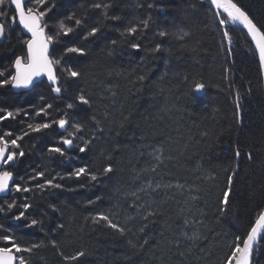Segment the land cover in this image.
<instances>
[{
  "label": "trees",
  "instance_id": "obj_1",
  "mask_svg": "<svg viewBox=\"0 0 264 264\" xmlns=\"http://www.w3.org/2000/svg\"><path fill=\"white\" fill-rule=\"evenodd\" d=\"M53 2L55 7L49 13L53 22L70 12H76L78 17L87 12L91 26L98 16L89 9L93 0ZM136 2L113 0L112 14L125 19L106 22L102 35L88 42L87 47L91 48L88 56L66 57L83 74L70 84L67 95L75 96L83 91L92 101L90 106L76 110L77 121L84 124L78 136L93 140L90 150L84 154L69 151L71 160L48 153L47 146L64 135L55 126L46 130V134L33 133L22 142L26 156L12 169L17 182H21L20 177L27 181L33 170H46V178H51L84 164L101 169L112 163L114 168L98 184L83 177L57 178L55 183L63 184V189L22 194L34 205L30 218L44 221V232L39 227L27 229L24 221L7 219L0 213V222L11 229L23 247L41 240L47 245L33 251L30 264H73L60 253L72 255L81 248L91 253L82 258V264H223L234 237L244 233L259 211L264 210V80L257 53L248 51L249 47L254 48L250 37L241 27L230 26L235 41L232 51H228L226 41L222 46L224 26L214 17L210 0H191L197 3V9L189 11L186 18L181 10L190 0H170L163 14L146 7L152 0H141L145 7L139 9ZM238 2L255 20L264 23V0ZM149 12L157 23H150L143 36L138 33L110 56V42L119 39L118 30L128 21L147 18ZM168 21L191 33L185 42L196 51L181 50L180 42L153 35L157 27L172 28ZM140 41L144 45L141 50L129 47L130 43ZM79 42L78 34L65 38L69 46ZM156 43H163L171 53L145 51ZM10 48L0 51V68L11 62ZM166 61L171 65L167 76L164 75ZM173 70L180 74L173 75ZM185 73L189 77L187 82L183 79ZM138 75H146L145 81H137ZM193 77L202 78L207 85L205 91L192 94ZM38 83L37 88L27 92L0 89V105L10 110L28 105L39 107V96L45 94L49 102L62 108L63 102L56 101L48 92L46 81ZM237 90L241 94L243 114V123L239 125L233 119ZM93 115L100 121L102 132L90 119ZM1 126L19 134V125L14 121H4ZM74 143L83 146L79 140ZM237 143L242 149L252 146L258 154L254 153L251 162L244 155L239 158L234 196L230 198L232 208L227 216L221 217L217 211L219 198L230 175V170L225 169L233 163V148ZM161 149L162 152L158 151ZM35 183H43V178L28 181L27 186ZM69 188L76 190L68 191ZM96 196H101V201L89 205L87 201ZM20 197L21 194L15 193L0 197V203H11L13 198L21 203ZM51 204L59 211H52ZM149 206L151 210L158 209L157 214L146 231L138 233L137 229L144 223L138 210H150ZM109 209L114 222L122 226L126 218L134 217L127 221L132 233L120 236L102 222L93 224L85 219L97 212L107 213ZM58 224H63V229H57ZM181 232L190 236L195 232L200 238L189 241ZM137 238L140 242L148 239V244L134 252L128 248L127 241ZM172 239H179V245L165 246V241ZM50 240H56L59 247H53ZM25 256L29 258L27 253ZM254 264H264V244L258 245Z\"/></svg>",
  "mask_w": 264,
  "mask_h": 264
},
{
  "label": "snow or ice",
  "instance_id": "obj_2",
  "mask_svg": "<svg viewBox=\"0 0 264 264\" xmlns=\"http://www.w3.org/2000/svg\"><path fill=\"white\" fill-rule=\"evenodd\" d=\"M169 2L170 0H152L151 3H146V7L163 14L166 12L165 5L169 4ZM211 5L214 6V17L218 18L219 25L224 26L222 28L221 45L223 46L226 41L228 51H232V45L235 41L231 35V30L234 29H230V26H242L246 30V36L250 37L251 43L254 44V48L249 47L248 51L258 53L260 67L264 69V23L255 20L249 14V11L241 6L238 0H211ZM54 7L53 0H0V9L11 8L14 13L9 15L7 10H0V47H2L3 42L16 27H20L26 37L21 40L24 52L15 55L8 65L0 68V89H21L27 92L28 90L37 88L39 86L38 82L42 83L46 81L48 92L52 94L56 101L63 102L62 108L57 107L53 102H49L47 95L41 94L39 96V107L28 105L26 107H15L11 110L7 107H0V122L11 120L19 125V134L16 135L11 130L5 131L0 128V197H9L15 193L21 194L20 198L22 200L21 203H18L17 199L13 198L11 203L7 201L0 203V213H3L7 219L17 222L24 221L23 226L27 229L39 227L41 232H44V221L42 219L30 218V210L34 205L29 202L28 196L22 194L33 193L37 190L43 192L45 190L63 189V184L55 183L57 178L60 180L73 178L80 180L83 177L89 182H96L98 184L101 178L106 177L114 171L112 163H107L101 169L84 164L78 168H74L65 175L57 174L56 176H51V178H46V170H33L27 181L23 177H20L19 180L21 182L14 180L13 171L7 169L17 168L21 159L26 156V152L22 147L25 137H31L33 133L46 134V130H50L54 126L64 133V135H61L59 140L47 146L46 151L48 153L58 154L59 157L71 160L73 157L68 155L69 151L75 150L78 153L84 154L90 150L93 140H85L82 135L78 136L83 130L84 124L77 121L76 110L83 106H90L92 101L83 91L77 92L75 96L67 95L70 84L82 78L83 74L68 63L66 57L79 58L88 56L91 53V48L87 47L88 42L102 35L106 22L125 19L121 15L112 14L111 10L114 7L113 0H100V2L93 0L90 3L89 9L92 12L98 13L97 18L91 21V26H89L87 12L79 17L76 12H70L54 22L51 21L49 13L52 12ZM143 7H145V3L137 0L136 8ZM196 9L197 3L190 0L181 10V15L186 18L189 11H195ZM150 23H157L153 19L151 12H149L145 19H137L135 22L128 21L122 30H118L119 39L111 40L108 54L110 56L113 55L118 46L129 43V39L136 37L138 33L143 36L144 30L150 28ZM168 23L172 24V28L157 27L153 35L180 42L179 48L181 50L190 49L196 51L189 43L185 42L186 38L191 37V33L183 27L176 25L174 21H168ZM77 34L80 36L79 43H73L71 46L65 43V38L69 37V35ZM197 43L199 42L197 41ZM129 47L132 50L139 51L144 48V45L140 41L130 43ZM58 48L60 49L59 51H57ZM145 51L152 54L160 52L171 53V49L165 48L163 43H156L154 47L145 48ZM170 70L171 65L166 61L164 75L167 76ZM172 74L179 75L180 73L173 70ZM145 79L146 75H138L136 77V80L141 83ZM183 79L186 82L189 80L186 73L183 75ZM191 83L194 85L193 95L206 90L207 85L203 82L202 78L197 80L193 77ZM229 87L231 88V85ZM240 96L241 94L237 90L235 92V111L233 112V119L237 125L243 123ZM53 113H55V116H59V119H56ZM90 119L96 123L97 130L102 132L103 129L100 127V121L96 120L94 115ZM37 120L40 122H35ZM77 140L82 142L83 146L80 143H74ZM158 151L162 152V149ZM233 152V163L225 169V171L230 170V175L227 177L226 186L219 198L217 208L218 214L221 217L227 216L232 208V200L230 198L234 196L233 182L234 177L239 172V158L244 155L251 162L257 150L252 148V146L242 149L241 145L237 143L233 148ZM107 159L110 161L112 159L111 155ZM156 159L159 161L160 156H157ZM41 178H43V183L27 186L28 181H38ZM81 186L84 187L85 185ZM67 190L75 191L76 189L69 188ZM140 191H144V189H140ZM131 195L136 196V193H132ZM101 199V196H96L94 200H88L87 203L94 205L101 201ZM140 207L143 208L144 205ZM49 208L52 211H59L55 204L49 205ZM13 209H17V212L13 213ZM149 209L144 212L138 210L139 218L144 222L137 229L138 233H144L148 224L151 223V218L157 214L158 209L151 210V206H149ZM10 213L12 215L9 216ZM110 213L111 209L107 213L97 212L95 215L85 217V219H90L93 224H100L102 222L120 236L132 233V229L127 226V221L134 219V217L126 218L122 226L119 222H114ZM45 216H47V213H45ZM185 223L187 224L188 222L186 221ZM63 227V224L56 226L57 229H63ZM133 235L135 234L133 233ZM180 235L189 241H195L200 238L195 232L191 236L188 232H181ZM17 241L18 238L12 233L11 229L6 228L5 223L0 222V245H6L0 246V264H30V257L33 251L47 246L43 240L32 243L28 247H23ZM49 243L53 247H59L56 240H50ZM179 243V239H172L165 241V246H178ZM147 244L148 239H143L142 242H140L139 238L127 241L128 248L134 250V252L142 250ZM258 244H264V210L259 211L254 221L244 233L234 237L232 243L229 245L230 251L226 255L223 264H253V256ZM25 253L28 254L29 258H26ZM90 254L85 248H81L72 255L60 253L65 261L73 262V264H82V258ZM180 255H184V253H180Z\"/></svg>",
  "mask_w": 264,
  "mask_h": 264
},
{
  "label": "flooded vegetation",
  "instance_id": "obj_3",
  "mask_svg": "<svg viewBox=\"0 0 264 264\" xmlns=\"http://www.w3.org/2000/svg\"><path fill=\"white\" fill-rule=\"evenodd\" d=\"M0 10H7L9 12V15H12L14 14L11 10V8H7V9H0ZM18 27H16L14 30L11 31L10 35L7 37V39L3 42V45L2 47H0V51L2 50V48H10V53H11V59L13 60L14 59V56L17 55L18 52H21V54L23 53L24 51V48L21 49V51H17L16 48H12L11 44L13 42V40L17 37V34H18ZM19 35V34H18ZM14 43V42H13ZM10 45V46H9ZM14 49V51H13ZM15 53V54H14ZM11 60V61H12ZM9 170V169H7Z\"/></svg>",
  "mask_w": 264,
  "mask_h": 264
},
{
  "label": "bare ground",
  "instance_id": "obj_4",
  "mask_svg": "<svg viewBox=\"0 0 264 264\" xmlns=\"http://www.w3.org/2000/svg\"><path fill=\"white\" fill-rule=\"evenodd\" d=\"M211 1V0H210ZM238 26V25H237ZM18 34H17V37L13 40V42H12V44H11V46L13 47V48H16V50L17 51H20L22 48H23V46H22V44H21V40H23V39H25L26 37L24 36V34H23V32L21 31V29H20V27H18ZM24 52V51H23ZM18 54H21V52H18L17 53V55ZM257 55H258V53H257ZM258 58H259V55H258ZM261 70H262V75H263V69L261 68ZM263 80H264V76H263ZM15 90V89H14ZM15 91H17V90H15ZM25 91V90H24ZM0 107H5V106H3V105H0ZM2 122H0V128H2ZM3 130H5V131H7L8 129L5 127V128H2ZM14 135H16V133H14ZM13 168H9V170L10 171H13L12 170ZM14 173V172H13ZM14 180H15V174H14Z\"/></svg>",
  "mask_w": 264,
  "mask_h": 264
},
{
  "label": "water",
  "instance_id": "obj_5",
  "mask_svg": "<svg viewBox=\"0 0 264 264\" xmlns=\"http://www.w3.org/2000/svg\"><path fill=\"white\" fill-rule=\"evenodd\" d=\"M239 26V25H238ZM239 27H241L242 28V26H239ZM243 29V28H242ZM246 31V30H245ZM263 76H264V69H263ZM15 90H17V91H24V90H21V89H15ZM259 245V244H258ZM258 245L256 246V249H257V247H258ZM256 251V250H255ZM254 254H255V252H254ZM253 264H254V256H253Z\"/></svg>",
  "mask_w": 264,
  "mask_h": 264
}]
</instances>
